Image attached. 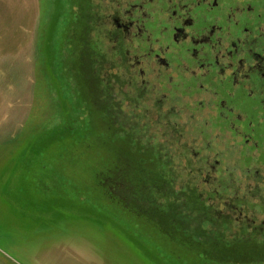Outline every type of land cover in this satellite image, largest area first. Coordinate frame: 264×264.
Here are the masks:
<instances>
[{"label": "rangeland", "instance_id": "1", "mask_svg": "<svg viewBox=\"0 0 264 264\" xmlns=\"http://www.w3.org/2000/svg\"><path fill=\"white\" fill-rule=\"evenodd\" d=\"M92 6L0 0V264H264L253 246L212 249L246 239L212 213L188 210L180 171L178 197L174 188L149 191V168L129 157L130 140L87 113L85 82L100 102L92 106L111 110L101 82L116 63L110 44L89 48ZM114 120L126 132L138 127L127 113Z\"/></svg>", "mask_w": 264, "mask_h": 264}, {"label": "flooded vegetation", "instance_id": "2", "mask_svg": "<svg viewBox=\"0 0 264 264\" xmlns=\"http://www.w3.org/2000/svg\"><path fill=\"white\" fill-rule=\"evenodd\" d=\"M92 3L95 39L84 44L97 54L110 44L116 63L101 82L100 101L112 111L94 108L100 102L93 103L85 82L87 113L100 112L98 126L111 124L130 140L129 157L149 168L147 185L161 194L174 188L178 197L185 182L188 210L212 213L246 239H223L212 249L253 246L264 253V0ZM123 113L138 127L126 132L118 125Z\"/></svg>", "mask_w": 264, "mask_h": 264}]
</instances>
